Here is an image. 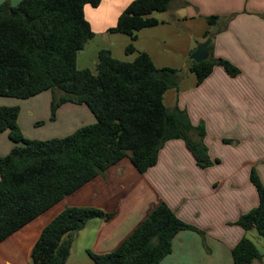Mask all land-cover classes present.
<instances>
[{"label":"trees","instance_id":"obj_1","mask_svg":"<svg viewBox=\"0 0 264 264\" xmlns=\"http://www.w3.org/2000/svg\"><path fill=\"white\" fill-rule=\"evenodd\" d=\"M101 1L20 0L12 6L6 0L0 4V97L26 100L50 91L51 122L66 103L85 105L96 120L64 138L29 140L17 123L19 108L0 107V134L7 131L15 144L0 157V242L124 158L140 174L147 172L169 141L181 140L200 169L215 163L203 143L204 126L194 127L185 111L164 104L165 93L177 89V69L157 68L145 52L124 62L108 50L98 52L96 73L77 69L78 53L94 37L84 8H97ZM171 2L133 0L121 12L109 32L130 38L126 55L135 54L139 31L160 24L151 14L167 12ZM218 20V16L205 18L208 26ZM209 37V31H204L203 38ZM215 66L232 78L239 74L235 66L213 58L210 52L207 60L189 64L195 85ZM250 183L258 204L241 215L236 225L244 233L255 230L264 239V186L254 169ZM112 217L92 207L65 208L43 229L31 250L32 263L66 264L75 234L91 219ZM181 231L204 235L160 203L115 251L88 255L94 264H160ZM231 255L233 264L261 259L256 245L245 236Z\"/></svg>","mask_w":264,"mask_h":264},{"label":"crops","instance_id":"obj_2","mask_svg":"<svg viewBox=\"0 0 264 264\" xmlns=\"http://www.w3.org/2000/svg\"><path fill=\"white\" fill-rule=\"evenodd\" d=\"M19 1L8 0L12 6ZM131 1L102 0L97 8L86 6L84 15L89 8L104 6L112 11L111 29ZM170 7L168 18L176 25L206 24L205 18L218 16L215 26L206 24L201 40H195L190 52L206 40L203 33L207 30L212 57L239 70L232 78L215 66L200 85L194 80L188 88L179 81L177 89H172L171 106L165 105L185 111L194 127L204 126L203 143L214 165L200 169L181 140L165 143L156 165L143 174L124 158L0 242V264H33L31 250L43 229L69 207H92L113 214L109 221L89 220L74 236L66 264H94L88 252L104 255L115 251L160 203L204 234L179 232L172 241V252L160 264H233L231 250L248 234L236 222L258 204L250 183L252 169L264 186V0H172ZM185 31L194 38V30ZM135 50L154 61L149 51ZM183 67L187 75L189 65ZM165 98L166 93L164 102ZM51 100L50 91L26 100L0 97V107L19 108L17 123L29 140L64 138L96 121L85 105L66 103L51 122ZM225 140L233 144L226 145ZM14 146L7 131L0 134V157ZM255 245L261 259L251 264H264V241L259 239ZM77 253L82 254V263L74 257Z\"/></svg>","mask_w":264,"mask_h":264},{"label":"rangeland","instance_id":"obj_3","mask_svg":"<svg viewBox=\"0 0 264 264\" xmlns=\"http://www.w3.org/2000/svg\"><path fill=\"white\" fill-rule=\"evenodd\" d=\"M103 7L97 10L89 8L85 13V18L93 26L95 31L94 37L86 43L84 49L77 55V69L79 70L89 69L91 72L96 73L97 54L100 50L111 51L113 58L124 62H131L137 54V50L135 54H125V48L129 44H127L128 39L130 41L128 36L109 32L108 29L110 26L109 23L111 22L112 11H107L105 10V7ZM170 9L168 10V13L155 12L151 14L152 17L159 18V20H165V23H160L155 27L147 28L149 30H143L144 32H141L142 36L140 40L133 44V46L138 48V50L149 51L154 58L153 62L157 68L171 67L177 69L179 71L178 82L180 81L179 83L183 88H188L191 81L195 80V76L191 72L186 75L184 73L186 70L183 66L191 63L192 53L190 52V48L195 45V40H201L200 34L202 30L207 27L206 24L200 25L198 23L192 26L182 23H179L178 25L174 23L172 24L168 18L170 16L169 13L172 11ZM185 29L194 30L195 39L189 37L190 34L186 33ZM188 76L190 79L187 78ZM172 98L173 90L170 89L166 92L164 102L167 107L171 106ZM223 142L226 145L233 144L230 140H225ZM246 237L254 244H256L259 239L264 241V239L257 236L255 230L248 232ZM74 257H77V260L82 263V254L80 257L79 253H77ZM83 258L87 261L90 259L86 254H83Z\"/></svg>","mask_w":264,"mask_h":264},{"label":"water","instance_id":"obj_4","mask_svg":"<svg viewBox=\"0 0 264 264\" xmlns=\"http://www.w3.org/2000/svg\"><path fill=\"white\" fill-rule=\"evenodd\" d=\"M211 40L207 38L204 42L200 43L191 55V60L195 63H200L208 59L209 50L208 46Z\"/></svg>","mask_w":264,"mask_h":264}]
</instances>
